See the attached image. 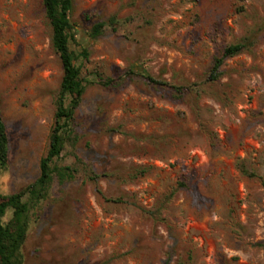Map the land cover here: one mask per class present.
<instances>
[{
  "label": "rangeland",
  "instance_id": "rangeland-1",
  "mask_svg": "<svg viewBox=\"0 0 264 264\" xmlns=\"http://www.w3.org/2000/svg\"><path fill=\"white\" fill-rule=\"evenodd\" d=\"M71 21L83 75L141 66L199 91L138 75L87 85L60 161L78 172L33 210L24 264H264V0H73ZM50 35L42 0H0L3 195L37 178L48 147L62 76ZM245 40L210 80L214 57Z\"/></svg>",
  "mask_w": 264,
  "mask_h": 264
},
{
  "label": "trees",
  "instance_id": "trees-1",
  "mask_svg": "<svg viewBox=\"0 0 264 264\" xmlns=\"http://www.w3.org/2000/svg\"><path fill=\"white\" fill-rule=\"evenodd\" d=\"M44 16L50 27V43L53 51L59 58L62 76L59 88L54 97V120L50 131L46 153L39 162V174L37 178L25 188L10 193L0 194V264H24L22 252L26 240L33 210L48 196L53 180L60 182L70 180L78 172V166L61 164L62 152L65 146L74 137L75 111L79 107L82 96L89 84H100L105 87H117L125 78L134 75L141 76L145 82L152 86H169L178 96H182L193 90H198V85L190 83L187 85H170L157 79L144 70L141 66L129 67L122 76L117 78L103 77L99 73L83 75L81 62L88 58L85 45L81 51L74 52L70 49L71 42H78L81 34L76 25L71 21L73 0H42ZM116 20L109 18L94 23L86 32L87 41L97 39L106 27L116 28ZM250 41H239L226 45L223 50L214 57L212 68L208 78L216 80L221 74V66L228 57L242 52ZM9 135L8 129L0 108V174L7 171L9 167ZM79 163L83 162L76 156ZM241 171L249 176H255L244 167ZM144 172L141 171L140 174ZM98 176L94 173L91 180ZM264 188V182H262ZM10 218L5 221L7 212Z\"/></svg>",
  "mask_w": 264,
  "mask_h": 264
}]
</instances>
